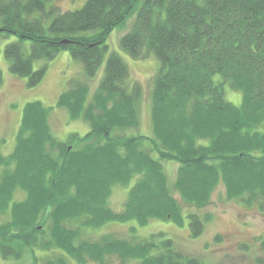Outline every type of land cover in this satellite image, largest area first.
<instances>
[{"label":"trees","instance_id":"obj_1","mask_svg":"<svg viewBox=\"0 0 264 264\" xmlns=\"http://www.w3.org/2000/svg\"><path fill=\"white\" fill-rule=\"evenodd\" d=\"M132 18L120 46L134 58L160 61L151 96L152 136L130 135L141 123V85L117 51L91 92L108 50V35ZM10 71L37 85L67 50L83 63L58 98L72 120L90 130L58 138L51 107L28 101L9 154L0 149V254L40 264L37 251L61 250L86 264H208L175 246L164 232L146 238L89 228L152 219L200 236L206 207L222 183L228 199L264 214V0H85L61 11L56 0H0V38ZM220 76V79H216ZM3 72L0 69V84ZM229 84L242 103L224 97ZM157 152L158 158L153 153ZM165 160L178 163L169 180ZM134 181V182H133ZM128 186L123 208L109 204L113 187ZM18 193H25L18 199ZM42 264H67L64 256ZM249 264H264L259 256Z\"/></svg>","mask_w":264,"mask_h":264},{"label":"rangeland","instance_id":"obj_2","mask_svg":"<svg viewBox=\"0 0 264 264\" xmlns=\"http://www.w3.org/2000/svg\"><path fill=\"white\" fill-rule=\"evenodd\" d=\"M85 0H56L61 11L76 9ZM133 19L117 25L107 38L108 50L99 68L97 75L90 79L91 92L94 91L104 73V67L108 54L117 51L130 69L132 81L138 82L142 87V99L140 103L141 123L138 128L130 129V135L152 136L151 127V96L154 77L160 69V61L151 54L144 58H134L120 46V38L130 29ZM15 39L14 36L0 38V69L3 72V82L0 84V149L4 154H9L16 142V134L20 125L23 108L26 102L40 100L45 106L51 107L49 123L52 132L64 140L72 132L81 135L90 130L88 122L78 119L72 120L65 108L59 107L57 101L59 95L68 87L72 77L84 75L83 63L72 57L69 51H61L52 60H37L34 67L47 65L44 78L35 86H28L27 78L18 76L10 71V60L4 55L5 45ZM220 79V76H216ZM224 97L240 105L242 93L234 90L229 84L224 86ZM153 155L158 158L157 152ZM166 168L171 182L177 176L178 163L175 160H165ZM134 182V181H133ZM128 186L117 184L113 187L109 204L116 210L123 208L128 195ZM25 193H18V199ZM186 211L204 214L210 212L211 220L206 224L205 230L198 237H192L187 218L183 226H177L171 221L152 219L147 225H139L135 220L127 222H108L99 228H89L86 235L91 238L99 237L105 233H114L128 237L135 227L136 235L146 238L153 233L164 232V235L173 239L175 246L194 256L199 257L208 264H249L259 256L264 257V214L256 207L245 206L235 199H228L225 187L220 183L214 191L210 203L201 209L186 206ZM6 215L0 216V221ZM40 264L45 259H55L64 256L67 264H82L70 258L61 250L51 249L37 251ZM20 260L4 259L0 254V264H19ZM86 264H96L89 262Z\"/></svg>","mask_w":264,"mask_h":264}]
</instances>
